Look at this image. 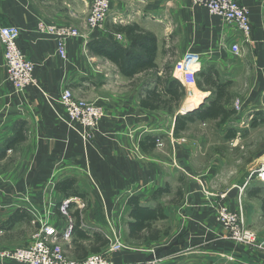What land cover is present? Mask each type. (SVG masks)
Returning a JSON list of instances; mask_svg holds the SVG:
<instances>
[{"label":"crops","instance_id":"obj_1","mask_svg":"<svg viewBox=\"0 0 264 264\" xmlns=\"http://www.w3.org/2000/svg\"><path fill=\"white\" fill-rule=\"evenodd\" d=\"M238 2L248 9L252 42L235 52V26L190 0H110L104 26L93 31L85 22L89 0H0V25L20 29L17 45L34 64L37 84L14 91L0 42V252L30 245L48 226L72 259L119 241L124 247L106 255L112 264H264L259 247L222 239L216 219L222 204L241 209L244 224L264 239V226H253L264 225V183L251 170H224L222 157L244 149V124L264 122L256 120L264 118V0ZM41 22L80 32L66 39L65 56L56 35L39 31ZM133 25L135 40L118 30ZM92 41L113 55L125 50L138 72L122 74ZM151 52L156 68L144 69ZM187 55L197 57L199 68L192 83L186 75L185 82L174 78L167 62ZM167 67L185 88L179 106L171 112L141 106ZM201 73L226 84L224 108L235 97L251 109L224 121L198 115L216 97L212 86L198 88ZM188 86L194 96H186ZM64 88L103 108L94 130L68 124L54 101ZM178 115L187 121L175 132ZM262 153L264 146L257 148L260 164ZM162 188L167 192L155 196ZM134 196L146 210L160 208L164 218L152 224L158 238L131 236ZM0 264L24 263L0 258Z\"/></svg>","mask_w":264,"mask_h":264},{"label":"built area","instance_id":"obj_2","mask_svg":"<svg viewBox=\"0 0 264 264\" xmlns=\"http://www.w3.org/2000/svg\"><path fill=\"white\" fill-rule=\"evenodd\" d=\"M191 4L205 8L210 14L219 16L221 19L232 23L239 35L238 42L231 48L233 51L240 50V44L247 45L252 42V26L249 19L248 9L240 4L238 0H190ZM110 0H89V8L86 16V29L89 31L101 29L108 17L110 10ZM38 29L44 33L56 35L57 51L65 56L66 39L79 36L80 32L71 27H57L53 24L41 22ZM20 29L14 25H0V42L3 45L4 67L8 82L15 92L21 93L24 89L36 84L32 72L34 64L27 59L17 45ZM117 36H119L117 34ZM197 57L187 55L176 61L173 65V77L181 82H185V75L189 83L194 80V73L197 72ZM191 88L188 86L187 89ZM60 104L67 117L69 125H80L89 132L94 130L99 120L104 115L103 108L82 97H76L70 88H64L59 97L54 99ZM236 114L245 113L243 107L235 105ZM258 110V109H256ZM248 113V112H247ZM253 118L251 114L248 119ZM256 179L264 183V161L256 172ZM67 200L60 209L62 213H67ZM216 219L223 226L222 239L238 244L255 245L264 253V239L257 240L256 233L244 224L242 210L231 211L225 204L218 207ZM70 228L64 232V237L70 236ZM124 245L119 241L109 242L106 250L98 253H91L82 259H72L61 246L54 228L44 226L34 233L33 241L26 247L3 250L0 252L1 259L18 261L24 264H112L106 257L107 254L122 249ZM158 260L153 259L144 264H156Z\"/></svg>","mask_w":264,"mask_h":264},{"label":"trees","instance_id":"obj_3","mask_svg":"<svg viewBox=\"0 0 264 264\" xmlns=\"http://www.w3.org/2000/svg\"><path fill=\"white\" fill-rule=\"evenodd\" d=\"M119 31H124L128 37L132 38L133 40L136 39V35H134V31H138L139 28L135 25L129 26L128 28L120 27ZM150 41L154 45V38L151 37ZM117 46V45H116ZM91 48L95 51L104 54L109 59L114 60L119 66V70L124 75L132 76L133 74L137 73L138 71L133 69V60L132 58L126 56L125 50L117 51L115 55L111 54L109 51L103 50L102 45H99L98 41L91 42ZM153 51V48L152 50ZM156 65L153 61V52L149 54V60L145 65L144 69H155ZM164 79L160 77H156L155 85L152 89L147 90L143 97L140 99L141 106L151 109H164L168 112H171L173 109L177 108L180 104V101L185 95V88L181 82L178 80L170 77V69L164 68ZM201 82H197V86L199 89L202 88L204 85H209L213 87V92L216 94V97L213 101L210 102L209 106L202 110L200 116L204 117H217L220 116L221 120L224 121L229 116H232L236 113L235 109H226L224 108V104L222 103L223 100L226 99V84L219 83L216 79L213 78L212 74H200ZM184 116L178 115L176 118V130L179 127H184L185 125ZM187 121V120H186ZM151 138H147L150 140ZM67 188L70 187V184L66 186ZM167 188L158 189L155 191V196L159 195L160 193L167 192ZM133 206V214L136 222L129 226L130 234L133 238L136 239H143L147 238L154 240L159 237V231L152 228V224L159 220L163 219L164 215L159 210L160 208H154L153 210H146L144 209L138 197L134 196L129 200ZM103 245L108 243L107 239L103 240ZM96 251V250H95ZM98 253V252H96Z\"/></svg>","mask_w":264,"mask_h":264},{"label":"rangeland","instance_id":"obj_4","mask_svg":"<svg viewBox=\"0 0 264 264\" xmlns=\"http://www.w3.org/2000/svg\"><path fill=\"white\" fill-rule=\"evenodd\" d=\"M171 60L167 59V62L169 63L170 66L173 67L172 63L170 62ZM174 62V60H172ZM196 91L192 89L188 90V95H186L187 97L190 96H194L196 93ZM233 97V101L230 102V109H236L235 105L237 103V105H239L240 107L242 106L243 109L242 111H249L251 109L250 105H244L242 103H240V101H237V98ZM258 109V108H257ZM264 110V108H262ZM264 113V112H263ZM255 119V118H254ZM256 120H260L263 121L264 118H260V119H256ZM243 127L245 129H247L248 131L246 132L247 137L246 139H244L242 142V144L244 145V149L240 150L241 151H235V150H231V151H225L224 155H222L223 159H224V170L226 171H238V170H251L250 174L251 176L256 178V172L260 167V160L258 161L256 158L257 155V148H261L262 146H264V122L258 124V126L250 129V126L247 124H244ZM162 144V143H161ZM248 148H246V146H248ZM238 147V146H236ZM233 149H235L233 147ZM264 154V153H262ZM261 154V155H262ZM260 155V156H261ZM256 158V159H255ZM262 196H264V192L261 194ZM256 203H259L258 200L255 201ZM255 228H263V227H258V226H264V225H258L254 223ZM121 243V242H120Z\"/></svg>","mask_w":264,"mask_h":264},{"label":"water","instance_id":"obj_5","mask_svg":"<svg viewBox=\"0 0 264 264\" xmlns=\"http://www.w3.org/2000/svg\"><path fill=\"white\" fill-rule=\"evenodd\" d=\"M182 111L185 113L186 111L182 109Z\"/></svg>","mask_w":264,"mask_h":264}]
</instances>
